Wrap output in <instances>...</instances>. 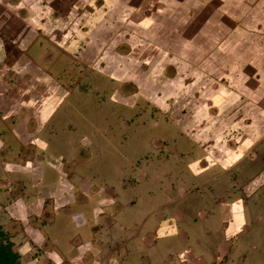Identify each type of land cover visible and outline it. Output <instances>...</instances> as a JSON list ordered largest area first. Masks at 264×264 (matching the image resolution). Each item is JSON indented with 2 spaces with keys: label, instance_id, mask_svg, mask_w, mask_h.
Returning <instances> with one entry per match:
<instances>
[{
  "label": "crops",
  "instance_id": "obj_1",
  "mask_svg": "<svg viewBox=\"0 0 264 264\" xmlns=\"http://www.w3.org/2000/svg\"><path fill=\"white\" fill-rule=\"evenodd\" d=\"M41 1L37 7L34 1L11 0L9 7L19 13L8 21V37L0 36V225L21 259L26 264H99L98 255L87 253L97 243L109 246L101 256L104 264H187L188 254V264H202L201 256L213 264H249L244 257L224 258L242 224L246 228L241 235L243 247L256 242L250 237L255 227L246 225V212L239 204L218 207L222 222L210 220L208 224L207 217L198 225L182 228L169 220L157 226L171 216L181 222L184 216L197 213L202 217L207 211L208 216L217 205L204 200V211L198 202L190 206L179 193L165 196L157 188L161 192L152 194L155 182L161 184L162 178L175 184L182 179L179 173L168 172L177 169L175 164H155L141 158L142 154L195 155L189 167L200 174L194 170L186 176L205 186L200 187V195L212 196L208 184L218 176L212 178L205 171L213 164L210 153L205 156L211 159L209 166L198 165L193 146L202 140L201 134L189 131V140L178 137L176 142L177 130H158L161 126L156 120H152L153 130H142L137 122L139 112L146 114L141 108L145 104L165 112L166 106L192 102L203 108L201 118H242L249 128L251 120L257 121L260 132L264 123V0H204V6L212 9L216 4L217 10L210 12L201 27L200 20H184L180 15L182 9H202L198 0ZM154 7L160 9L158 20L151 13ZM27 8L33 9L31 15ZM47 8L53 17L46 18ZM179 17L182 20H175ZM251 30L256 31L252 36ZM124 42L129 45L124 47ZM208 60L210 66L203 63ZM199 66L212 74L209 85L193 87L194 93L185 102L183 94L191 86L184 82L192 81L194 86L201 80L194 79L206 75ZM250 77L255 78V85L248 81ZM89 99L119 105L120 123L128 128L121 144L131 145L132 138L145 136V151L137 155L128 146L122 150L127 162L106 164L103 141L109 118L88 125L80 107ZM178 123L175 127L185 131ZM250 136L239 140L241 145L249 143ZM170 138L175 142L168 143ZM259 153L258 159L249 156L241 163L262 170L264 153ZM176 165L184 169L181 163ZM249 165L244 171L247 178L254 175ZM95 173L126 189L117 194V187L92 186L90 178ZM142 208L143 213H138ZM262 212L264 205L256 214L260 230H264ZM179 247L185 251L174 257L173 250Z\"/></svg>",
  "mask_w": 264,
  "mask_h": 264
},
{
  "label": "rangeland",
  "instance_id": "obj_2",
  "mask_svg": "<svg viewBox=\"0 0 264 264\" xmlns=\"http://www.w3.org/2000/svg\"><path fill=\"white\" fill-rule=\"evenodd\" d=\"M192 1V0H191ZM199 3L202 5V9H198V8H186V9H182L181 10V14L184 18V20H200V27L203 23H205L207 20H209L208 18L210 17V12H214L216 9L214 4L213 8L211 9L210 7H206L204 5L205 1L204 0H198ZM190 4V3H189ZM157 5H162V4H157ZM191 5V4H190ZM193 5V3H192ZM209 5V3H208ZM210 6V5H209ZM10 11L8 12V17L9 20H13V18L18 16V9L15 7H9ZM156 7H154L151 10L152 15L154 16L155 20L156 16H160V9H155ZM26 13H28L29 15H31L30 13H32L33 9H25ZM24 10V11H25ZM46 18H49L53 13L51 11L50 8L46 9ZM197 15L199 18H197ZM174 16H178L176 14H174ZM53 17V15H52ZM223 20L224 17L222 15ZM16 19V18H15ZM161 20V19H159ZM175 20H182V17H179L178 19ZM16 22V21H15ZM209 24V23H208ZM16 26H12V28H14ZM196 28H198V24L195 25ZM208 28V26H207ZM256 31H250L251 36L253 35V33H255ZM205 42V41H204ZM202 43L203 47L205 48V43ZM16 45V44H15ZM205 68H202L199 66V70H203L204 74H210L208 71L204 70ZM225 68H222V70H224ZM207 75V78L209 79V76ZM251 75V74H249ZM204 78V77H202ZM207 78H204V80H207ZM255 78L254 77H250V79L248 80L252 85H255ZM264 80V79H263ZM108 84V83H107ZM108 89H110L109 86H107ZM263 95H264V90H263ZM176 103V100L173 99ZM262 102L264 103V99L262 100ZM85 103L82 105V107H80V111H82L83 113L86 114L87 116V123L89 124H101V121L104 120L105 118H109V121H105V135H106V139L103 141L105 144V150H104V158L103 161H105V163H109V162H113L115 163V165H118L119 163H125L127 162V158L124 157L122 155V150L123 149H127L128 146H130L131 148H133V150H131L132 152H139V151H145L144 147L147 142V139L145 136H139L138 138H132L131 140V145H126L125 143L121 144V138L127 134L126 131L127 129L120 123L119 117H118V112L121 109L119 105H114L111 101H106V103H104V105L102 104H97L93 102L92 100H86ZM177 105V104H175ZM264 107V104H262ZM252 106H250L251 108ZM262 107V106H260ZM141 108L146 112V114H142V113H138L139 114V120L137 122V128L138 129H148V130H153L154 126H153V121L152 120H156L159 123L162 122L163 118H166L167 115L164 114L167 111H162V112H158L157 111V107L156 106H152L150 103L145 104V106H141ZM156 108V109H155ZM171 114L173 113H177L179 110L175 108V106H171L169 109ZM176 110V111H175ZM190 110V107H189ZM189 110L187 112H189ZM123 111V110H122ZM185 111V112H186ZM174 114V115H175ZM164 115V116H163ZM166 115V116H165ZM177 116V115H176ZM169 118V117H168ZM171 120V118H169ZM97 120L99 121V123L97 122ZM246 122V121H244ZM203 123H206V120L203 121ZM220 124V122H219ZM96 125V126H97ZM251 125L252 127L249 128L248 131V136H250L251 141L249 143H243L244 145H241V143L239 142L238 138L239 136H241V134L239 133V131H241L240 129H235V128H229V129H223L224 127H222L223 130H220L219 132L221 133V135H219V137L217 138L218 141L222 142V145H224V147L227 145L228 148L226 150L225 153H220L218 155V158H213L212 154L211 157L213 160V164L210 165L212 166L210 169L205 170L207 172V174L209 176H212V178L216 175L218 176L216 180H214L212 183L208 184L210 185L209 187L211 188V197H213V201L211 200L208 201V205H211L212 207H214V205L216 204L217 206L210 209L208 216L207 215V211L205 214L202 213V217H200L197 213V215H194L193 217L189 218V217H183L182 222L179 218L175 217V216H171L164 218L163 221L158 222L157 226L162 227L163 224H169L167 223V221L169 220L172 225H175L179 228H182L185 224H196L198 225V222L201 221L203 219H205V221L207 220L208 217V224L211 222L210 220L214 221V223L216 222V220H220L221 222L223 221V218H218L219 216V206H226L227 207L231 204H239L240 208L244 211V213L246 212V225L249 227L254 228L252 230V234L250 235L251 238H253L252 240L256 241L255 244L253 246H248L247 243L245 244V247H243L244 243H241V235L242 233L245 234L246 232V228H244L243 224L242 226H240L237 230L234 232V236L232 237V239L234 240L233 244H231L229 250H227V255L224 258L228 259L230 258V256L233 257V261H236L239 257H244L246 260H248L249 264H262L260 261L263 260L264 261V230H260L258 228V222L260 223L259 220H257V213H258V208L259 206L261 207V205H264V168L262 170H258L256 169V165L254 164H244L241 163L242 161H247V159L244 158H248L249 156L254 157L255 158H259L261 156V153H259V151H261L262 153H264V123L262 126L263 131H256V129L258 130L257 127V121H252L251 120ZM95 126V125H94ZM93 126L90 127V130L92 129ZM144 128V129H143ZM126 129V130H124ZM161 128H158V130H160ZM155 130V131H158ZM163 130V129H162ZM204 130V129H203ZM202 131V130H201ZM203 132V131H202ZM218 132V133H219ZM259 132V133H258ZM91 133V131H90ZM153 133V132H152ZM219 133V134H220ZM206 138H209L213 135L212 132H206L205 134L202 133ZM148 135H152L151 133ZM148 138V137H147ZM220 139V140H219ZM240 139V138H239ZM257 141H261L263 144L258 147L256 146L255 142ZM228 143V144H227ZM150 148V147H149ZM148 148V149H149ZM147 150V149H146ZM166 150V149H165ZM187 151L189 152V149H187ZM174 154V153H173ZM173 154H168V153H157V154H153V162L155 164H161V162H168L170 164H175V169L173 170H169V174L172 173H179L178 177L182 179V181H180V184H175V180H168V178H162L161 179V184H159L158 182H155L157 184H155V186H157L155 188V190H151L150 192L152 194H159L158 192L164 193V195L166 196L167 194L171 193L173 195H175L176 193H179L181 196H183V200L186 199V201H188L189 204H191L190 206L196 205V202L192 199V197L197 196L199 199L202 200V202H200L199 207L201 209H204V211L206 210L207 207L204 206V201L205 200V196L204 194L200 195L199 192H202V188L200 187H205L204 185L199 186L197 185V183L195 184L192 180L188 181V178L186 176V174H192L193 171L195 170L194 168L192 169V167H189V165L192 163L191 161H193L194 156L191 153H183L182 154V158H180V156L176 155L174 156ZM190 155L187 157V155ZM137 155H140V153H138ZM206 155H209V153L206 154H201L199 157V162L198 165L199 167H205L206 165L209 166V162H211V159L207 160V157L205 158ZM131 156V152H129V157ZM146 156V154H145ZM144 156V157H145ZM147 158H149L148 156H146ZM217 157V156H215ZM230 157V158H229ZM141 158H143V156H141ZM205 158V159H204ZM225 158H228V160H225ZM224 160V161H223ZM140 161V160H139ZM219 161V162H218ZM142 162V160L140 161ZM181 163V165H183L184 169L180 166V168L177 167L176 164ZM250 166V167H254L253 170V176H250V178H247V174H244V171L246 170V166ZM201 170V169H200ZM203 170V169H202ZM252 170V169H251ZM119 170H115V172H118ZM156 171V170H155ZM159 171V170H158ZM204 171V172H205ZM181 172V173H180ZM196 172V174H200V172H197L196 170L194 171ZM203 174V173H202ZM175 176V175H174ZM172 176V177H174ZM191 179V178H190ZM90 181L93 183L92 186L96 185L97 186H101L103 187H110L113 186L114 188L117 187V194L119 193H123V191L126 189L125 186H121L119 184H117L115 186V182H113V180L109 179L108 176L107 177H101L100 173H95L92 175V177L90 178ZM137 179L135 180L136 183ZM99 182V184H98ZM140 182V181H139ZM97 183V184H96ZM105 183V184H104ZM138 183V181H137ZM207 185V186H208ZM129 185H127L128 188ZM136 186V185H135ZM93 188V187H92ZM98 188V187H97ZM157 188L161 189V191L157 190ZM205 189H203V192ZM195 194H194V193ZM166 193V194H165ZM190 194H193L195 196H191ZM225 194V195H224ZM171 195V196H173ZM203 196V197H201ZM205 197V198H204ZM221 197L223 198V200L221 199ZM254 204V205H253ZM250 205V206H249ZM198 206V205H197ZM196 207V206H195ZM250 207V208H249ZM144 208H142L141 210H139L138 213H143ZM107 212H112V211H107ZM247 214H249V216H247ZM251 214V215H250ZM259 214V213H258ZM255 215V216H254ZM179 217V216H178ZM220 217V216H219ZM230 217V216H229ZM227 219L231 220L232 218H228ZM179 219V220H178ZM167 220V221H166ZM191 220V221H190ZM227 220V221H229ZM210 221V222H209ZM142 224V221H141ZM162 224V225H161ZM178 228V231L180 230ZM260 231V232H258ZM245 232V233H244ZM259 240L260 242L257 243V240ZM95 246V250L90 249L89 252H87L88 254H96L99 257V264H104L101 259H102V254L105 253L107 250H109V246H105V245H98L97 243L94 244ZM98 247V248H97ZM112 249V248H110ZM99 250V251H98ZM97 251V252H96ZM185 251V249H183L182 247L177 248L176 250H173V256L177 257L176 255H179L178 253ZM192 254V253H191ZM225 255V254H224ZM189 254L187 255V259L186 262L187 264L189 263V258H188ZM197 258L200 256H198L197 254L195 255ZM209 256V255H208ZM211 257V256H209ZM196 258V259H197ZM207 259V257H206ZM204 256H201V262L202 264H213L211 262H208V260H206ZM20 260L21 262H23V264H26L23 258L21 259L20 256ZM214 262V261H213ZM247 262V263H248ZM193 264V261L192 263ZM234 264V262L232 263Z\"/></svg>",
  "mask_w": 264,
  "mask_h": 264
},
{
  "label": "flooded vegetation",
  "instance_id": "obj_3",
  "mask_svg": "<svg viewBox=\"0 0 264 264\" xmlns=\"http://www.w3.org/2000/svg\"><path fill=\"white\" fill-rule=\"evenodd\" d=\"M23 1L26 2V3L27 2H33L34 1L33 3H35L36 4L35 6L38 7L39 6V2L41 0H38V1L37 0H23ZM10 2H11V0H0V36H7L8 37V35H9V32H8V29H9L8 28L9 27V25H8L9 24L8 23V21H9L8 12H9ZM13 2H15V1H13ZM59 4L61 5L63 3H59ZM62 7L60 8V12H62V14L64 16L65 15V8H62ZM111 36H112V31L111 32H107V34H106V41ZM4 45L5 46L1 49L3 52H4V50H6V47H7L6 44H4ZM127 45H129V43L128 42H124L123 46L124 47H127ZM14 47H17V46H14ZM14 51L16 52V50H14ZM206 59H208V58H206ZM215 62H217V61L214 58V60L212 61V63L215 64ZM203 63L207 64L206 66H210L209 60L206 61V62H203ZM205 64H203V65H205ZM211 68H213V67H211ZM210 74H209V76H210ZM207 75L208 74H206L204 78H207ZM204 78H202V75H201L199 78L197 77L196 79H194V80L201 79V80L197 81L194 86H192V84H193L192 81H190V82L185 81L184 82V85L186 84L187 86H191V87L186 91L185 94H183V97H182V100L183 101L186 102V100L190 99L189 97H191L192 96L191 94L194 93L193 87L199 88V87H202V86H208L209 85V82H210L209 79L207 78V80H204L203 81ZM10 80H11V78H10ZM7 81H9V80H7ZM166 107H167V112L164 113V114H166L167 117L162 119V122L160 123L161 129H163V130L170 129L173 132H175V130H177L178 133H179L178 134L179 136H177L175 138L176 139V142H177L178 137H180V139H182V138H188V135H189L188 133H190V132L193 133L195 131L198 134H201V136H202L201 139L203 141L201 140V141H199L200 144L197 143V144H195L193 146V148L197 151L196 152V156H200L203 153L204 154L210 153V154H212L213 158L216 159V158H218V155L220 153H222V154L225 153L226 150H227V148H228V146L226 145L224 147V145H222V142L221 141H218L217 138L219 137V135H221V133L219 131L225 129L226 127H227L226 129L237 127L235 129H240L241 130V131H239V133L241 134V136H239L240 139L238 138V140H241V139H246L247 140L248 139L249 124H248V122H244V120L242 118H237V120H234V121L233 120H228V119L227 120H217V119H213V118L208 119V117L201 118L202 116L200 117V113L202 112V109L203 108L200 107L199 105H193L192 102L178 103L177 105H175V108L179 110L175 115H173L174 113L171 115L170 112H169L170 115L168 114V111H170L169 109L171 107L170 105L169 106H166ZM189 107H190V110H189ZM186 110L187 111L189 110V112H187ZM157 111L158 112H162L161 110H159V108L157 109ZM176 115H179V118ZM168 117L171 118V120ZM237 117H239V116H237ZM204 120H206V123H203ZM177 121H179V123ZM176 122L178 124H180L181 126H183V128H184L185 131H183L182 129L180 130L179 128L175 127L174 124H177ZM219 122H220V124H219ZM184 124H185V126H184ZM222 127H224V128L222 129ZM209 131L213 133V135L211 137L206 138L204 135H202V133L205 134L206 132H209ZM261 131H263V130H261ZM170 139L171 140L168 143L171 144V143L175 142L174 140H172V138H170ZM188 140H189V138H188ZM181 146H182V144H181ZM185 146H188V145H185ZM172 147H174V146H170L169 145V148L171 150H173ZM142 156L144 157L143 154H142ZM146 156H148L150 160H152V158H153L152 157L153 156L152 154H149V155L146 154ZM146 156L144 158H147ZM215 156H217V157H215ZM225 160H228V158H225ZM190 195L192 196L193 194H190ZM193 196H195V195H193ZM201 197H203V196H201ZM205 197H207V198H205ZM205 197L204 198H205L206 201H210V202H211V200L213 201V197H211L210 195H206ZM192 199L196 203L197 202L198 203L202 202V200H199V198L197 196L192 197ZM262 214H264V212H262ZM0 243H2L3 245L9 246L11 248V250L14 253L17 254L18 261L21 264H23V262H21V260H20V254L13 248V242L10 240L8 234L4 231V229L2 228L1 225H0Z\"/></svg>",
  "mask_w": 264,
  "mask_h": 264
},
{
  "label": "trees",
  "instance_id": "obj_4",
  "mask_svg": "<svg viewBox=\"0 0 264 264\" xmlns=\"http://www.w3.org/2000/svg\"><path fill=\"white\" fill-rule=\"evenodd\" d=\"M0 264H21L9 246L0 243Z\"/></svg>",
  "mask_w": 264,
  "mask_h": 264
}]
</instances>
